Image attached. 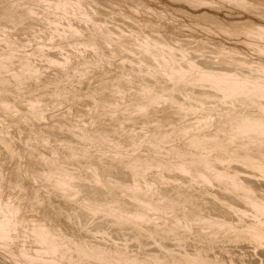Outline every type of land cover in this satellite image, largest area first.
Returning <instances> with one entry per match:
<instances>
[{
	"label": "rangeland",
	"instance_id": "rangeland-1",
	"mask_svg": "<svg viewBox=\"0 0 264 264\" xmlns=\"http://www.w3.org/2000/svg\"><path fill=\"white\" fill-rule=\"evenodd\" d=\"M8 1L11 2V0H0V6L2 4L5 5V2ZM245 1L246 3H241L234 0H87L86 4L84 5L85 9L87 10V14L92 20L85 18V22L84 18H78L76 16L74 17L70 14H67L65 18H61V24L59 23V25H56L55 27L51 22H49V20L54 18V14L49 13V18L43 20L37 17L36 13L40 11L41 7L39 4L32 5L31 18L12 21V23L14 22L15 24L10 23V21L3 18V16L1 17L0 8V25L5 27L0 28L2 29L0 30V61L13 63L12 66L2 68L0 84L3 82L12 86L20 84L19 87H21L20 92L22 94V98H14V95L9 93L3 96L5 101H8L7 104L10 103L8 104L10 112L7 111L8 107L5 105H0V123L3 126L8 123L10 126V128L7 129V132L9 133L0 129V138H13V147L18 151V153H15L14 151H10L8 148L6 149L5 146L7 145L0 141V194L5 200L13 202L18 206L16 212L19 218L24 220L23 222L27 223L29 227L39 222L48 223L49 225L59 229L66 236L75 238L77 241H87L88 243L95 244L96 246L107 248L109 249L108 252L111 254V256H114L118 253L122 257L134 258L136 259L137 264H148L152 260H154V264H175L176 258L178 257H176L177 254L186 259H190V255L195 256L196 252L201 250L199 247L206 248L207 253L211 256L216 254L215 257H218L216 264H225V261L230 260H235L232 264H264V239L262 243L257 244L256 239L259 240L258 242H260L262 239L253 238V234L234 236V233H236L234 229L233 231L232 229H228L226 226L223 228L224 224H231L232 220L234 221L232 224L235 225V223H237L235 226L239 227L246 225V220L247 223L252 222V212H249L251 211L249 207L251 208L252 206L249 202L247 205L250 204V206H247L245 205V202V204H242V199L238 201L239 199L237 198L241 197L235 195L239 194L228 189V187H226L222 181L220 182L219 179H214L215 182L212 180V183H210L209 181L211 180L206 181V176L203 178L204 174L193 177L191 175L192 171L187 172L186 174L185 172L182 173L183 171H178L174 168H170L169 166L163 167L159 164H154L150 167L143 166L138 169V171L132 173L128 167L129 164L135 160V156L138 153L142 155H148L152 150L150 148L148 150L147 146H127L125 141L127 134L130 133V131L131 133H134L136 137H151L154 139V137L156 138L157 135L156 132L153 131V128H160L162 132H166L167 134L161 140V146H158L160 147L159 155L172 164L173 161L177 160L178 158L177 154L173 151L172 146L175 144L184 145L187 141V137L185 138L184 136H181L180 132L177 131L179 127L197 123L198 119H200V116L210 111V113L207 115V119H209L207 121H209V123L204 127L205 129H202L199 131V133L204 134L207 132L208 134H211L217 130L215 124L217 119L221 118L223 114L232 115L231 111L234 108H239L238 111H240V113L244 112V114L254 117L259 115V108L249 102L252 104L250 105L246 100L247 98L236 99L238 101H225L221 98V95H219L220 92H218L216 88L213 89L214 87H208L210 86L208 84H206L205 87V83L203 82H197L195 84V82L193 83L191 81L190 83V80H187L186 83L183 82L185 80H183L182 83L179 82V85L173 88L174 90L171 89L172 92L167 91L169 94V96H166L167 99L165 98L161 100H155L153 98L147 97L148 99L146 100V97H141L144 100L145 108L140 112L142 114L145 112V116H143L141 113L139 114V112H134L132 108V106L135 105L134 103H136L133 97L135 94H140L145 88L152 89L154 93L163 94L166 88L170 90L169 87H173L170 86L173 85L170 82L172 80L170 78H168L170 79L168 80L167 75L163 74L162 71L157 70V72L156 70L152 69L156 64V60L153 59V57L151 58L150 54L143 50L141 51V48H138V43L140 42L139 40L141 37L143 38L146 35H150L151 37L157 38L159 40L163 39L162 41H166V44H169V46L172 48L174 47L173 49L174 53L177 55V59L179 56L178 63H180V66L187 64L186 61L183 62V60L180 59V55L182 54L180 52H183L184 50V52L187 51L186 53H183L188 59L196 62L197 64L203 65V67H208L209 69L237 71L244 75L247 74L245 76L249 77H253L255 72L258 73L259 66L264 65V52H261L264 50V39H262V37L259 38L255 33V27L260 25L264 26V0ZM13 7L17 10L18 14L24 12L20 1L14 2ZM33 10L37 11L33 12ZM213 18L214 21L212 22ZM5 20L8 22L6 23ZM96 20H99V22L103 23L105 22V26H103L104 24L102 23V27H100L103 30L105 28L106 30L109 29L108 31L113 30L111 32L113 34V39L111 42H106V40L101 36L103 30H101V32L97 31V27L95 28L94 25H92V23H95ZM1 22L5 24H2ZM61 25L65 30H62L63 28ZM71 25L73 26V29L69 27ZM58 26L59 31L57 28ZM77 29L78 31H76ZM141 30L143 31L141 32ZM246 30L249 31L247 32ZM4 32L6 34H4ZM250 32H252V34L254 32L256 35H252ZM72 34H75V36ZM134 37H137L136 41ZM72 38L74 39L72 40ZM119 39L121 40L119 41ZM125 47L126 51L124 49ZM180 48L183 50L180 51ZM259 48L263 49L261 50ZM122 49H124V51ZM52 56L54 57L53 59ZM123 58L126 60H123ZM25 59L26 62L29 63L31 67L33 66L35 70L38 67V71H35L36 74L33 78L25 79L26 70L23 71V69L17 67L18 62ZM59 63L66 67L63 68L64 66L62 67ZM148 65L151 66V69ZM118 86L120 87L119 90L117 89ZM55 88H57L59 91L60 99L57 101H51L49 93ZM209 88H211V90H209ZM158 89L161 93H159ZM25 96L26 98L29 97L39 99L40 107L42 109L45 108L48 110L45 111L47 114L43 120L33 124L34 127L40 131L43 130V132L48 134L49 139L47 140V143L39 142L36 146L31 147L27 139V136L29 135V127L31 126L24 124L18 127L17 125L8 122V117L13 121H18L22 117V111H24L22 109L26 105V99H24ZM185 96L188 97L186 98ZM4 98H0V104H4V102H2ZM220 98L223 100V102L220 101ZM190 99L194 101L192 102ZM239 101L241 103H244L245 101V103H248L246 105L247 108H245V104H243V111L241 110L242 104ZM175 102L186 103L188 107L187 111L177 112L174 109ZM187 102H190L191 104ZM231 102L234 103L236 107L233 106ZM199 104H204L203 106L200 105L202 106L201 109H199ZM230 104L232 106H230ZM238 104L239 107H237ZM248 105H250V107ZM11 107H13V109ZM114 107L119 109L115 115L104 114V116L95 119L99 109L105 110ZM251 107L253 109H251ZM17 111H20L19 114ZM234 113H236L235 109L233 110V114ZM210 115L214 116L211 117ZM61 122L78 123L84 125L85 127H80V130L74 129V131L69 132L70 135H67L64 128L60 129V127H62L60 126ZM116 124H118L117 128L120 131L112 130ZM101 130L107 131L109 141L119 144V148L114 152V154L108 152V146H100L99 144L95 143L90 144L86 141L83 135H80L84 132H86V134L91 132L98 133ZM60 133H65V135H67L66 140L68 141L67 143L61 145L58 149H53V142L59 138ZM78 138H82L81 141L80 139L78 140ZM244 146L249 147L246 149H250L252 147H250V144H245ZM70 147L78 148L80 152H78L76 155L74 154V156L69 155L67 152ZM184 147L189 153L184 156H191L197 151H202L204 156H207V158H211L212 156V158H216L215 156H217L219 153L211 150L208 147L207 148L209 150L206 148H203V150L201 148L198 149L197 147L196 149L195 147ZM116 153H118V155ZM143 159L144 157L142 156L139 158V160ZM63 160L65 161L63 162ZM85 162H88V164L98 162L104 166H107L108 174L105 176L107 179L113 182L119 181V183H129L136 180L137 177V185L136 187L132 188L134 193H140L141 191L145 190L146 187L150 186L151 192L147 195V198L150 201L147 199L144 201L147 206L142 204V200L139 196H127L129 192L125 191V189H123L121 186L113 183L112 185H107L103 175L92 179L83 177L82 166ZM235 162L228 161L227 163L224 162L225 164L220 162L222 166L220 164L219 166H229L230 170H236V174L240 172L238 177H246L245 179L252 181V184L258 188V190H255V192L264 196V192H261L264 191V178L262 179V176L259 173L253 172L252 174L248 167L246 168L244 164L242 165L243 162ZM114 163L117 164L115 165ZM60 167L66 168L71 172V177L69 180L73 185H75L74 188L78 198H88L94 200V197L98 199L99 194L103 193L100 194L98 200L95 199L96 202L99 201L98 203H100V200L104 199V202L108 201L110 205L113 202L112 206H117L120 208V210L105 211L93 209L90 206V203H86L81 199L66 200L61 193V188L57 191L52 190L49 186L55 178V172L53 170ZM158 167L160 168L158 169ZM130 173L134 175L132 176ZM246 173L252 176L250 177ZM255 174L258 176V178L255 177ZM137 175H140V177ZM259 176H261V178ZM142 177L145 182L143 181ZM144 177H146V180ZM200 177L205 179V181L203 182V179ZM76 183L79 185L77 186ZM179 186H182V188ZM88 187L92 189L89 188V190ZM98 188L99 190H97ZM93 190L99 194H96V192L94 193ZM85 191L87 194L90 192L89 194L91 197L90 195H87ZM233 193H235V195ZM92 194H96V196H98L96 197ZM106 195H108V197ZM120 195L123 196L122 200H116V196ZM101 196H104L106 199L104 197L102 198ZM159 198L161 200L172 199L171 203L176 205V212L181 214L178 217L169 216L172 213V209L167 208L162 214L155 215V217H148V219L146 218L141 220L140 218H136L121 221L123 212L125 213L131 210L143 212ZM173 198L175 199L174 201ZM131 200L133 202H131ZM135 201L136 203H139H137V206L136 203L134 204ZM219 202H222L223 206ZM227 203L228 206L231 203L237 205L239 204L238 208H243L246 211L239 209L242 210V212L239 211L238 214L237 210L236 215L238 216H236L235 212H233L235 211L234 208L233 211L231 210L232 205L228 208L225 206L226 209L224 208V205ZM132 204H134L136 207ZM235 206L236 205H233V207ZM192 210L196 213H194ZM243 211L245 214H241ZM108 215L110 216L107 217ZM240 215H243L241 216L242 219L241 217L239 218ZM191 216L201 217L208 220H215V218L216 220L218 219V225L215 227L216 233L214 235L212 234L211 237L209 235L210 231L208 228L194 227V229L186 231L185 234H179L178 237L176 236L178 239L176 237L173 238L175 236L174 235L173 237H170L171 239L173 238L172 240L169 237H167L169 239L166 241L164 240L166 238V234L176 232L178 228L182 226L181 224H183L184 220L190 219ZM107 218L109 219L108 222ZM220 218L223 220L225 218L224 223H221ZM238 218L240 219V224H238ZM154 219L158 220V222H155ZM178 220H181V224L178 222ZM243 220H245L244 225L242 224ZM227 222L230 223L227 224ZM28 226L25 228V230H29ZM219 231L220 233H218ZM143 232L145 233L143 234ZM150 233L152 235H150ZM21 242H24L27 247L34 248L35 243H33L31 240V236H19L12 241L10 245L11 247L7 248L0 246V264H53L49 262L29 263L23 258L15 257L9 251H7L8 249L16 247V244H20ZM210 242H212V246L209 244V248H207L206 245ZM177 243L179 246L176 245ZM180 247H182V250ZM162 253L166 254L168 259L166 258L162 260L160 258L159 261H157L155 257L162 255ZM151 257L155 259H152ZM66 264L70 263L66 262ZM209 264H212V261L209 262Z\"/></svg>",
	"mask_w": 264,
	"mask_h": 264
},
{
	"label": "bare ground",
	"instance_id": "bare-ground-1",
	"mask_svg": "<svg viewBox=\"0 0 264 264\" xmlns=\"http://www.w3.org/2000/svg\"><path fill=\"white\" fill-rule=\"evenodd\" d=\"M20 1V4L24 10L23 13L18 14L17 10L13 7V3ZM234 1H238L241 3H246L245 0H234ZM87 0H11L8 2H5V5L2 4L0 6L1 8V17L3 16V18H5L6 20L10 21V23H12V21L15 20H25V19H29L32 17V5L34 4H39L40 7V11H38L36 13L37 17L40 19H48L49 15L52 13L54 14V18H52L51 20H49V22H51L54 27L56 25H59V23L61 24L62 19L61 18H65L67 14H70L72 16H76V17H80V18H86V19H90V16L87 14V10L85 9V5ZM38 5V6H39ZM88 5V4H87ZM37 6V5H36ZM89 6V5H88ZM20 7V6H18ZM99 7V6H98ZM35 8V6H34ZM38 8V7H37ZM36 9V8H35ZM106 10V9H105ZM37 11V10H36ZM35 10H33V12H36ZM94 12V11H93ZM50 13V14H49ZM89 13V12H88ZM95 13V12H94ZM35 14V13H34ZM53 17V16H52ZM93 17V16H92ZM203 17V16H202ZM209 17V16H208ZM214 17V16H213ZM218 17V16H217ZM99 18V17H98ZM102 18V17H100ZM108 18V17H107ZM211 18V17H210ZM209 18V19H210ZM83 19V20H84ZM85 19V22H86ZM103 19V18H102ZM106 19V18H105ZM104 19V20H105ZM5 20V21H6ZM87 20V21H88ZM107 20V19H106ZM110 20V19H109ZM130 20V19H129ZM218 20V19H217ZM6 21V23L8 22ZM119 21V20H118ZM208 21V20H207ZM214 21V18L212 20V22ZM216 21V19H215ZM222 21V20H221ZM42 22V21H41ZM48 22V21H47ZM67 22V20H66ZM72 22V21H71ZM91 22V21H90ZM99 20L95 21V23H92V25H94V27H97V31L103 30L102 28V23L103 22H99ZM112 22V21H111ZM135 22V21H133ZM218 22V21H217ZM2 23V22H1ZM29 23V22H28ZM70 23V22H69ZM105 23V22H104ZM103 23V24H104ZM109 23V22H108ZM129 23V22H128ZM229 23V22H227ZM5 24V23H2ZM12 24H15L14 22ZM33 24V23H32ZM75 24V23H74ZM73 24V25H74ZM110 24V23H109ZM114 24V23H112ZM111 24V25H112ZM137 24V23H135ZM68 25V24H67ZM91 25V24H90ZM258 25V24H256ZM15 26V25H14ZM62 26V25H61ZM105 26V24L103 25ZM115 26V25H114ZM249 26V25H248ZM68 27V26H67ZM73 29V26H69ZM88 27V26H87ZM107 27V26H106ZM112 27V26H111ZM118 27V26H117ZM124 27V26H123ZM222 27V26H221ZM0 28H5L3 27V25H0ZM43 28V27H42ZM58 31H59V26L57 27ZM56 28V30H57ZM63 28V26H62ZM94 28V30H95ZM99 28V29H98ZM110 28V27H108ZM140 28V27H139ZM254 28V27H253ZM256 31L255 33L258 35L259 38L262 37V39H264V26H257L255 27ZM11 29V28H10ZM38 29V28H37ZM76 29V27H75ZM74 29V30H75ZM80 29V28H79ZM83 29V28H82ZM87 29V28H86ZM90 29V28H88ZM92 29V27H91ZM117 29V28H116ZM145 29V28H144ZM2 30V29H0ZM9 30V29H8ZM55 30V31H56ZM62 30H65L64 28ZM85 30V29H84ZM109 29L106 30V28L102 31L101 36L106 40V42H111L112 41V36L113 34L111 33L112 31H108ZM125 30V29H124ZM134 30V29H133ZM255 30V29H253ZM5 31V29H4ZM52 31V30H51ZM78 31V29L76 30ZM130 31V30H129ZM132 31V30H131ZM143 30H141L142 32ZM247 31V30H246ZM249 31V30H248ZM247 31V32H248ZM40 32V31H39ZM54 32V31H52ZM57 32V31H56ZM75 32V31H74ZM81 32V31H80ZM89 32V31H88ZM140 32V31H138ZM210 32V31H209ZM24 33V32H23ZM42 33V32H41ZM76 33V32H75ZM92 33V31H91ZM97 33V32H96ZM252 34V32H250ZM4 34H6L4 32ZM28 34V33H27ZM59 34V33H57ZM68 34V33H67ZM79 34V33H78ZM84 34V33H83ZM118 34V33H117ZM122 34V33H121ZM131 34V33H130ZM138 34V33H137ZM160 34V33H159ZM253 34L252 35H256ZM3 35V34H2ZM26 35V34H25ZM65 35V34H64ZM63 35V36H64ZM75 36V34H72ZM81 35V34H79ZM85 35V34H84ZM91 35V34H90ZM95 35V34H94ZM128 35V34H127ZM154 35V34H153ZM162 35V34H161ZM251 35V36H252ZM62 36V37H63ZM69 36V35H68ZM92 36V35H91ZM96 36V35H95ZM126 36V35H124ZM134 36V35H133ZM144 36V35H143ZM248 36V35H247ZM3 37V36H2ZM61 37V38H62ZM72 37V36H71ZM132 37V36H130ZM140 37V36H139ZM138 37V38H139ZM173 37V36H172ZM257 37V36H256ZM5 38V37H4ZM88 38V37H87ZM120 38V37H119ZM135 38V37H134ZM137 38V37H136ZM135 38V41H136ZM74 38H72L73 40ZM95 39V38H94ZM9 40V39H8ZM37 40V39H36ZM53 40V39H52ZM60 40V39H59ZM92 40V39H91ZM104 40V41H105ZM121 39H119L120 41ZM163 40V39H162ZM159 40L157 38L151 37L150 35H146L143 38L141 37V39L139 40L140 42L138 43L139 46L138 48H141V51H145L146 53L151 55V58L153 57V59L156 60V64L155 66H153L152 69L154 70H158V71H162L163 74L167 75L165 77L170 78L172 81L170 85L172 88L169 87L170 90H168L166 88V92L164 91L163 94H157L154 93L152 91V89L150 88H145L140 94H135V96L133 97V99L136 101V103H134L135 105L132 106L133 111L134 112H139V114L141 113L140 111L143 109L144 110V100L141 97H146V100L150 97L153 98L155 100H161V99H165L166 96H169L168 92H172L171 89L177 87L179 85V82L182 83L183 81L184 83H186L187 80H190L195 84L197 82H203L205 83L204 86L206 84L210 85L208 87H211L213 89L216 88V90H218V92H220L219 95H221V98L225 101H235L236 99H240V98H247V102L252 103L253 105H256L259 108V115L257 117L251 116V115H247L243 113H240V111H238L239 108H234L236 113L233 114V110L232 115H227V114H223V116L219 119H217V121L215 122L217 130L214 133L208 134L207 132L204 134L199 133V131H201L202 129H205L204 127L209 123V119H207V115L210 113V111L206 112L205 114H203L202 116H200V119H198L197 123L194 124H190V125H184L178 128V132H180L181 136H184L185 138L187 137V141L186 143L183 144H175L174 146H172L173 151L177 154L178 158L177 160L173 161V163L171 164L170 162L166 161L165 159H163L160 155H159V149L161 146V140L165 137V135L167 134L166 132H162V130L160 128H153V131L156 132V138L154 137V139H152L151 137L149 138H141V137H136L134 133H128L127 137H126V145L127 146H147L148 150L149 148L152 150L150 151L151 153L148 155H142L140 153H138L135 156V160L133 162H131V164H129V169L132 173H134L135 171H138V169H140L141 167L145 166V167H150L151 165L154 164H159L163 167H167L169 166L170 168H174L176 170H180L183 171L182 173H186L192 171V176L196 177V176H200V174H204L203 178L206 176V181H209L210 183H212V180L214 179H219L220 182L222 181L224 183V185L226 187H228V189L232 190L235 193H238L239 195H235V193H233L235 196H240L241 198H237L239 199L238 201L243 202L242 204L247 205L248 202L251 204V208L249 207V209H251L252 212V222L247 223L246 220V225H244L245 220H243L242 224L244 226L239 227V226H235L237 223H235V225L232 224V222H234L232 220L231 224H228L230 222H227L228 225H223V228L226 226L228 229H234L236 233H234V236H243V235H247V234H253V238H259L262 239L260 240V242H258L259 240H257V244L262 243L263 239H264V196H262V194H257L255 192V190H258V188H256L253 184L252 181L245 179V178H239L238 176L240 175L238 172L236 174V170H230L229 166L228 167H221L222 164L224 162H228V161H233V162H243L242 165L244 164L246 166V168L248 167V169L252 172H256L259 173L262 176V179L264 178V65L259 66L258 68V73L255 72L253 77H249V76H245L247 74H242L240 72L237 71H227V70H213V69H209L208 67H203V65L197 64L196 62L190 60L187 58V56L184 54L186 52H184L183 49H179L180 51L183 50V52L180 55V59L184 61H186V65L180 66L178 63L179 62V56L177 59V55L174 53V47L172 48L171 46H169V44H166V41H162ZM49 41V40H47ZM51 41V40H50ZM58 41V40H57ZM76 41V40H75ZM125 41V40H124ZM204 41V40H203ZM7 42V41H6ZM35 42V41H34ZM97 42V41H96ZM101 42V41H100ZM105 42V43H106ZM128 42V41H127ZM95 43V42H94ZM99 43V42H98ZM97 43V44H98ZM104 43V42H103ZM117 43V42H116ZM115 43V44H116ZM245 43V42H244ZM5 44V43H4ZM101 44V43H100ZM251 44V43H250ZM83 45V44H82ZM96 45V44H95ZM81 46V45H80ZM87 46V45H86ZM106 46V45H104ZM174 46V45H173ZM222 46V45H221ZM4 47V46H3ZM16 47V46H15ZM44 47V46H43ZM95 47V46H94ZM97 47V46H96ZM176 47V46H175ZM47 48V47H46ZM63 48V47H62ZM68 48V47H67ZM84 48V47H83ZM132 48V46H131ZM111 49V48H110ZM113 49V48H112ZM126 51V47L124 48ZM124 49H122L124 51ZM225 49V48H224ZM261 49V48H259ZM263 49V48H262ZM261 49V50H262ZM68 50V49H67ZM116 50V49H115ZM136 50V49H135ZM228 50V49H227ZM65 51V50H64ZM117 51V50H116ZM121 51V50H120ZM129 51V50H128ZM66 52V51H65ZM113 52V50H112ZM130 52V51H129ZM140 52V51H139ZM138 52V53H139ZM143 52V53H145ZM261 52H264V50H262ZM145 53V54H146ZM179 53V52H178ZM223 53V52H222ZM6 54V53H5ZM53 54V53H52ZM108 54V53H107ZM146 54V55H148ZM113 55V54H112ZM117 55V54H116ZM129 55V54H128ZM131 55V54H130ZM135 55V54H134ZM143 55V54H142ZM193 55V54H192ZM8 56V55H7ZM36 56V55H35ZM106 56V55H105ZM139 56V55H138ZM145 56V55H144ZM186 56V57H185ZM47 57V56H46ZM50 57V56H49ZM81 57V56H80ZM127 57V56H126ZM137 57V55H136ZM189 57V56H188ZM54 57L52 56V59ZM128 58V57H127ZM131 58V57H129ZM135 58V57H134ZM144 58V57H143ZM56 59V58H55ZM125 58H123L124 60ZM5 60V59H4ZM8 60V59H7ZM38 60V59H37ZM69 60V59H68ZM126 60V59H125ZM149 60V59H148ZM152 60V59H151ZM196 60V59H195ZM200 60V59H199ZM61 61V59H60ZM58 61V62H60ZM102 61V60H101ZM139 61V60H138ZM142 61V60H141ZM145 61V60H144ZM54 62V61H53ZM57 62V63H58ZM103 62V61H102ZM109 62V61H108ZM131 62V61H130ZM63 63V62H62ZM85 63V62H83ZM150 63V62H149ZM148 63V64H149ZM182 63V62H181ZM212 63V62H211ZM49 64V63H48ZM61 65V63H59ZM145 64V63H144ZM154 64V62H153ZM183 64V63H182ZM207 64V63H206ZM259 64V63H258ZM13 63L12 62H7V61H0V76H1V72H2V68H6L7 66H12ZM18 68L26 70V77L27 78H33L34 75L36 74V70L38 71V67L36 68V70L33 68V66L31 67L29 65V63L26 62L25 60L19 61L17 64ZM32 65V64H31ZM36 65V64H35ZM103 65V64H102ZM109 65V64H108ZM107 65V66H108ZM136 65V64H135ZM39 66V65H38ZM62 67L64 65H61ZM60 66V67H61ZM149 66V65H148ZM66 66H64L63 68H65ZM151 69V66H149ZM148 67V68H149ZM131 68V67H130ZM236 68V67H235ZM234 68V69H235ZM252 68V67H251ZM257 68V67H256ZM19 69V70H20ZM139 69V68H138ZM137 69V70H138ZM226 69V68H225ZM232 69V68H231ZM18 70V69H17ZM62 70V68H61ZM134 70V69H133ZM153 70V71H154ZM243 70V69H241ZM140 71V70H139ZM148 71V69H147ZM150 71V70H149ZM157 71V72H158ZM239 71V70H238ZM134 72V71H133ZM251 72V71H250ZM38 73V72H37ZM153 73V72H152ZM161 73V74H162ZM140 74V73H139ZM162 74V75H163ZM147 76V75H146ZM152 76V75H151ZM9 77V76H8ZM19 77V76H18ZM154 79V78H153ZM168 79V80H170ZM144 80V79H143ZM130 82V81H129ZM140 82V81H139ZM189 82V81H188ZM187 82V83H188ZM202 84V83H201ZM20 84L17 85H8L7 83H1L0 84V96L2 98H4L3 96H5V94L9 93V94H13L14 98H22V94H21V87H19ZM142 85V84H141ZM161 85V84H160ZM191 85V84H190ZM200 85V84H199ZM203 85V84H202ZM154 86V85H153ZM198 86V85H197ZM194 87V86H193ZM206 87V86H205ZM136 88V86H135ZM204 88V87H203ZM211 88H209V90H211ZM70 89V88H69ZM117 89L119 90L120 87L118 86ZM212 89V90H213ZM157 90V89H156ZM159 90V89H158ZM174 90V89H173ZM162 91V90H161ZM157 92V91H155ZM196 92V91H195ZM217 92V91H216ZM159 93L160 90H159ZM180 93V92H179ZM199 93V92H198ZM49 97L51 101H57L60 99V95H59V91L57 88L52 89L49 93ZM172 94V93H171ZM177 94V93H176ZM215 94V93H214ZM182 95V94H181ZM180 95V96H181ZM0 97V98H1ZM148 97V98H147ZM186 97V96H185ZM188 97V96H187ZM186 97V98H187ZM9 98V97H7ZM220 98V101L223 102V100ZM26 102H25V106L22 110L23 115L22 117L18 120V121H13L8 117V122L12 123L14 125L22 126L24 124L26 125H30L31 127H29V135L27 136V139L29 141V145L31 147L36 146L39 142H45L47 143V140L49 139V136L46 132L40 131L39 129H37L36 127L33 126V124L35 122H38L40 120H43L47 114L48 111L45 108L42 109L39 105L40 100L36 99V98H29L25 96ZM167 99V98H166ZM219 99V98H218ZM2 100V99H1ZM124 100V99H123ZM175 100V99H174ZM192 101V99H190ZM243 100V99H242ZM113 101V100H112ZM178 101V100H176ZM181 101V100H180ZM190 101V102H191ZM194 101V100H193ZM192 101V102H193ZM196 101V100H195ZM201 101V100H200ZM199 101V102H200ZM219 101V102H220ZM224 101V103H225ZM238 101V100H236ZM241 101V100H240ZM239 101V102H240ZM2 102H4V104H0L1 106L5 105L6 107H8V103L7 104V100L5 101V98L2 100ZM12 102V101H11ZM156 102V101H154ZM190 102H187L189 104H191ZM242 102V101H241ZM240 102V103H241ZM244 102V101H243ZM246 102V101H245ZM241 103L242 105L245 104V108L246 105L248 103ZM1 103V101H0ZM204 103V102H203ZM228 103V102H227ZM226 103V104H227ZM232 103V102H231ZM249 103V104H250ZM22 104V103H21ZM194 104V103H193ZM237 104V102H236ZM250 104V105H252ZM12 105V104H11ZM196 105V104H195ZM200 105H204V104H199ZM223 105V104H222ZM233 106L236 107V105L234 103H232ZM230 104V106H232ZM241 105V110L243 111L242 107H244V105ZM250 105H248L250 107ZM0 106V107H1ZM199 107V109H201V107ZM21 107V106H18ZM23 107V106H22ZM49 107V106H48ZM47 107V108H48ZM191 107V106H190ZM213 107V106H212ZM239 107V104L238 106ZM13 109V107H11ZM187 104L184 102H175L174 103V109L177 112H186L187 111ZM194 108V107H193ZM226 108V107H225ZM231 108V107H230ZM11 109V110H12ZM21 109V108H20ZM229 109V108H228ZM227 109V110H228ZM237 109V110H236ZM251 109H253L251 107ZM250 109V110H251ZM16 110V108H15ZM142 110V111H143ZM197 110V108H196ZM203 110V109H202ZM205 110V109H204ZM226 110V111H227ZM258 110V109H257ZM256 110V111H257ZM7 111H9V107L7 108ZM119 109L118 108H108L105 110H101L99 109L97 111V114L95 116V119L104 116V114H116V112H118ZM198 111V110H197ZM229 111V110H228ZM255 111V113H256ZM18 112V111H17ZM16 112V113H17ZM20 112V111H19ZM18 112V114H19ZM203 112V111H202ZM246 112V111H245ZM226 113V112H225ZM14 114V113H13ZM142 114V113H141ZM252 114V113H251ZM21 115V114H20ZM143 116H145V112L142 114ZM219 115V114H218ZM211 116V115H210ZM214 116V115H212ZM211 116V117H212ZM256 116V115H255ZM1 118V117H0ZM3 118V117H2ZM94 119V120H95ZM212 119V118H211ZM3 120V119H2ZM45 121V120H44ZM215 121V120H214ZM119 122V121H118ZM6 123V122H5ZM31 123V124H30ZM120 123V122H119ZM118 123V124H119ZM1 124V123H0ZM118 124H116V126H114L112 128V130H116V131H120L117 127ZM121 124V123H120ZM213 124V122H212ZM13 125V126H14ZM25 125V126H26ZM8 123L5 124V126H3L2 124L0 125V129L4 130L5 132H7V129L10 128V126L8 127ZM24 126V127H25ZM60 129L64 128L65 132L67 133V135H70L69 132L74 131V129H79L80 127H85L82 124H78V123H66V122H61L60 123ZM8 127V128H7ZM17 127V128H18ZM20 129V128H19ZM21 130V129H20ZM80 130V129H79ZM18 131V130H17ZM23 131V130H22ZM47 131V130H46ZM54 131V130H53ZM51 131V132H53ZM48 132V131H47ZM80 132V131H78ZM77 132V133H78ZM9 133V132H7ZM58 133V132H57ZM75 133V132H74ZM81 133V132H80ZM78 133V134H80ZM19 134V133H18ZM59 134V133H58ZM57 134V136H58ZM7 135V134H6ZM9 135V134H8ZM20 135V134H19ZM65 133H60L59 138H57L56 140H54L53 142V149H58L61 145H63L64 143H67L68 140H66V136ZM76 135V134H74ZM83 135L86 139L87 142L91 143H95V144H99L100 146H108V152L111 154H114V152L119 148V144L118 143H112L111 141L108 140V134L107 131L105 130H101L98 133H94L91 132L89 134H86V132H84ZM72 136V135H71ZM82 136V138H83ZM110 136V135H109ZM19 137V136H18ZM21 137V136H20ZM73 137V136H72ZM75 137V136H74ZM81 138V139H82ZM151 138V139H150ZM4 144H6L7 146H5V148L9 149L10 151H14L15 153H18V151L16 149H14L13 147V143H12V139L7 137V138H0ZM72 139V138H71ZM80 138H78L79 140ZM80 139V141H81ZM70 140V139H69ZM74 140V139H72ZM72 142V141H71ZM70 142V143H71ZM76 143V140H75ZM78 143V141H77ZM245 144H250V149H246L249 147H245ZM67 146V145H66ZM78 146V145H77ZM187 146L189 147H196L199 149H207L210 148L211 150H214L215 152H219L217 154V156H215L216 158H207V156H204V154L202 153V151H197L195 152L193 155L191 156H184L186 154H189L187 149L184 147ZM208 147V148H207ZM128 148V147H127ZM4 149V148H3ZM203 149V150H204ZM78 152H80V150L78 148L75 147H70L68 150V154L74 156V154H78ZM107 152V153H108ZM173 152V153H174ZM205 152V151H204ZM210 152V151H209ZM88 153V152H87ZM164 153V152H163ZM118 155V153H116ZM11 155V154H10ZM120 155V154H119ZM124 155V154H123ZM122 155V156H123ZM58 156V155H57ZM144 157L143 160H139L140 157ZM8 157V156H7ZM67 157V156H66ZM48 159V158H47ZM60 160V159H59ZM65 160H63L64 162ZM97 161V160H96ZM104 161V160H103ZM235 162V163H236ZM72 164V163H71ZM115 164V163H114ZM117 164V163H116ZM115 164V165H116ZM168 164V165H167ZM219 164L221 166H219ZM225 164V163H224ZM230 164V163H229ZM64 165V164H63ZM73 165V164H72ZM113 165V164H112ZM232 165V163H231ZM60 166V165H59ZM114 166V165H113ZM19 167V166H17ZM74 167V166H73ZM115 167V166H114ZM157 167V166H156ZM71 168V167H70ZM160 167H158L159 169ZM82 175L83 177L87 178V179H92V178H96V177H100V175L104 176L105 178V183L107 185H112L116 184L121 186L123 189H125V191H128L129 194H127V196H131V197H137L139 196L140 199L142 200V204H145L144 201L147 199L148 201H150L147 198L148 193L151 192V187L148 186L146 187L145 190L141 191L140 193H134L132 190L133 187H136L137 185V177L136 180L131 181L129 183H119V181H110L109 179L106 178L107 174H108V169L107 166H104L98 162H94L92 164H88V162H85L82 166ZM117 169V168H116ZM123 169V168H122ZM125 169V167H124ZM143 169V168H142ZM148 169V168H147ZM232 169V168H231ZM144 170V169H143ZM141 170V171H143ZM55 172V178L53 180V182L51 183V185L49 186L52 190H58L61 188V193L64 196V198L66 200H76V199H81L83 201H85L86 203H90V206L93 209H100V210H105V211H113V210H117L119 211L120 208L117 206H112V203L110 205V203L104 202L105 200L101 199L100 203H98L99 201L96 202L94 197L93 199H88V198H78L75 188L69 178L71 177L70 175V171L67 170L66 168H56L55 170H53ZM115 171V170H114ZM120 171V170H119ZM125 171V170H124ZM146 171V170H145ZM113 172V171H112ZM123 172V171H122ZM194 172V173H193ZM126 173V172H125ZM132 173H130L132 175ZM144 173V172H143ZM146 173V172H145ZM159 173V172H158ZM244 173V172H243ZM242 173V174H243ZM129 174V175H130ZM164 174V173H163ZM248 174V173H246ZM106 175V176H105ZM115 175V174H114ZM117 175V174H116ZM122 175V173H121ZM134 175V174H133ZM132 175V176H133ZM174 175V174H173ZM177 175V174H176ZM183 175V174H182ZM189 175V173H188ZM245 175V174H243ZM249 175V174H248ZM256 175V174H255ZM47 176V175H46ZM49 176V175H48ZM136 176V175H135ZM134 176V177H135ZM140 177V175H137ZM250 176V175H249ZM252 176V175H251ZM250 176V177H251ZM261 176H259L261 178ZM73 177V176H72ZM116 177V176H115ZM183 177V176H182ZM192 177V178H193ZM255 177L258 178V176L256 175ZM46 178V177H45ZM113 178V177H112ZM119 178V177H118ZM133 178V177H132ZM131 178V180H132ZM146 180V177H144ZM185 178V177H184ZM190 178V177H189ZM202 178V177H200ZM199 178V179H200ZM202 178V179H203ZM256 178V179H257ZM121 179V178H120ZM134 179V178H133ZM143 179V177H142ZM141 179V180H142ZM153 179V178H152ZM164 179V178H163ZM119 180V179H117ZM122 180V179H121ZM130 180V179H129ZM171 180V179H170ZM194 180V178H193ZM255 180V178H254ZM99 181V180H98ZM144 181V179H143ZM148 181V180H147ZM205 181V179H203V182ZM74 182V181H73ZM85 182V181H84ZM83 182V183H84ZM89 182V181H88ZM87 182V183H88ZM101 182V181H100ZM140 182V181H139ZM145 182V181H144ZM159 182V181H158ZM184 182V181H183ZM215 182V180H214ZM217 182V180H216ZM219 182V181H218ZM79 183V182H77ZM76 183V185H77ZM82 183V182H81ZM86 183V182H85ZM90 183V182H89ZM148 183V182H147ZM155 183V182H154ZM75 184V183H74ZM94 184V183H93ZM149 184V183H148ZM147 184V185H148ZM222 184V183H221ZM79 185V184H78ZM77 185V186H78ZM81 185V184H80ZM83 185V184H82ZM102 185V184H100ZM155 185V184H154ZM256 185V183H255ZM103 186V185H102ZM139 186V185H138ZM146 186V183H145ZM157 186V185H156ZM166 186V185H165ZM171 186V185H170ZM219 186V185H217ZM224 186V188H225ZM259 186V185H258ZM84 187V186H83ZM92 187V186H90ZM88 187V189L90 188ZM99 187V186H98ZM182 188V186H179ZM95 188V186H94ZM93 188V189H94ZM97 188V187H96ZM101 188V187H100ZM164 188V187H163ZM195 188V187H194ZM220 188V187H219ZM223 188V187H222ZM256 188V189H255ZM78 189V188H77ZM76 189V190H77ZM86 189V187H85ZM87 189V190H88ZM92 189V188H90ZM89 189V190H90ZM135 189V188H134ZM161 189V188H160ZM169 189V188H168ZM178 189V187H177ZM227 189V188H226ZM225 189V190H226ZM264 189V188H263ZM86 190V191H87ZM99 190V188L97 189ZM106 190V189H105ZM180 190V188H179ZM183 190V189H182ZM187 190V189H186ZM203 190V189H202ZM219 190V189H218ZM228 190V191H230ZM79 191V190H78ZM85 191V193H86ZM94 191V190H93ZM108 191V190H106ZM104 191V192H106ZM135 191V190H134ZM177 191V190H176ZM188 191V190H187ZM96 191H94L95 193ZM101 192V191H98ZM103 192V191H102ZM198 192V191H197ZM262 193L264 191H261ZM90 193V192H89ZM87 195H90V194ZM93 193V192H92ZM191 193V192H190ZM82 194V193H80ZM96 194H99L96 192ZM96 194H92L93 196H96ZM103 194V193H100ZM99 194V196H100ZM123 194V193H122ZM170 194V193H169ZM177 194V193H176ZM181 194V193H180ZM186 194V193H185ZM203 194V193H201ZM231 194V193H230ZM86 195V196H87ZM212 195V194H211ZM232 195V194H231ZM92 196V197H93ZM98 196V195H97ZM96 196V197H97ZM98 196V199H99ZM108 197V195H106ZM167 196V195H166ZM171 196V195H170ZM187 196V195H186ZM234 196V197H235ZM89 197V196H88ZM91 197V195H90ZM89 197V198H90ZM102 197V196H101ZM104 197V196H103ZM102 197V198H103ZM113 197V196H112ZM122 195L120 196H116V200L121 201L122 200ZM174 197V196H172ZM190 197V196H189ZM209 197V196H208ZM214 197V196H213ZM105 198V197H104ZM128 198V197H126ZM171 198V197H170ZM176 198V197H175ZM181 198V197H180ZM218 198V197H217ZM97 199V200H98ZM106 199V198H105ZM115 199V198H114ZM130 199V198H129ZM135 199V198H134ZM178 199V198H176ZM187 199V198H186ZM193 199V198H192ZM235 199V198H233ZM109 200V199H108ZM125 200V199H124ZM123 200V201H124ZM137 200V199H136ZM175 199L173 198V201ZM188 200V199H187ZM190 200V199H189ZM219 200V199H218ZM217 200V202H218ZM244 200V201H243ZM127 201V200H126ZM130 201V200H129ZM182 201V200H181ZM186 201V200H185ZM184 201V202H185ZM221 201V200H220ZM226 201V200H225ZM131 202H133L131 200ZM129 202V203H131ZM140 202V204H141ZM172 199H157L153 204L150 205V207L146 208V210H142L143 212H139L137 210H131L129 212H123V217L121 219V221L124 220H130V219H136V218H140L142 219H148V217H155V215H160L163 213L164 210H166L167 208L172 209V213L169 216L172 217H178L181 213L176 212V205L174 203H171ZM176 202V201H175ZM189 202V201H188ZM209 202V201H208ZM223 202V201H222ZM222 204L223 206V203ZM236 202V201H234ZM245 202V203H244ZM85 203V204H86ZM127 203V202H124ZM136 203V201L134 202V204ZM138 203V202H137ZM136 203V206H137ZM147 203V202H146ZM229 203V202H228ZM228 203L225 206H227V208L232 205V211L233 208L235 211V215H236V211L238 210V214L239 211L242 212V210L239 209H243V208H238L239 204H229ZM237 203V202H236ZM239 203V202H238ZM132 204V205H134ZM139 204V203H138ZM193 204V203H192ZM206 204V203H204ZM241 204V203H240ZM247 205V206H250ZM81 205V204H80ZM146 205V204H145ZM233 205H236L235 207H233ZM87 206V205H86ZM135 206V205H134ZM135 206V207H136ZM141 206V205H140ZM139 206V207H140ZM147 206V205H146ZM149 206V203H148ZM213 206V205H212ZM244 206V205H243ZM246 206V207H247ZM142 207V206H141ZM196 207V206H195ZM199 207V206H198ZM206 207V206H205ZM210 207V206H209ZM238 209H237V208ZM245 207V208H246ZM18 206L13 203L10 202L8 200H5L3 198V196L0 194V246H4V247H11V243L14 239L18 238L19 236H31V240L33 241V243H35L34 248H30L27 247L24 242H21L20 244H16V247L12 248V249H8L7 251H9L12 255H14L15 257H21L23 258L25 261L29 262V263H34V262H49V263H53V264H66V262L70 263V264H137L136 259L134 258H127V257H122L120 254H115L114 256H111V254L108 252L109 249L104 248V247H99L96 246L95 244L92 243H88L87 241H77L75 238H71L69 236H66L65 234H63L59 229L55 228L54 226L49 225L48 223L45 222H39L36 224L31 225L30 227L28 226L27 223H24L22 219L19 218L16 210H17ZM60 208V207H59ZM58 208V209H59ZM91 208V209H92ZM143 208V207H142ZM145 208V207H144ZM193 208V207H192ZM90 209V208H89ZM169 209V210H170ZM222 209V208H221ZM226 209V208H225ZM248 209V210H249ZM96 210V211H98ZM210 210V209H208ZM223 210V209H222ZM244 211H246L245 209H243ZM90 211V210H89ZM193 211V210H192ZM201 211V210H200ZM199 211V212H200ZM230 211V210H227ZM243 211V213L241 214H245ZM72 212V211H71ZM70 212V213H71ZM95 212V210H94ZM103 212V211H102ZM194 212V211H193ZM91 213V212H90ZM106 213V212H105ZM122 213V212H121ZM196 213V212H194ZM201 213V212H200ZM204 213V212H203ZM206 213V212H205ZM230 213V212H229ZM110 214V213H108ZM113 214V213H112ZM116 214V213H115ZM183 214V212H182ZM214 214V213H213ZM251 214V213H250ZM94 215V214H93ZM96 215V214H95ZM204 215V214H203ZM248 215V214H247ZM110 215H108L107 217H109ZM168 216V217H169ZM201 216V215H200ZM205 216V215H204ZM238 216V215H236ZM235 216V217H236ZM243 216L240 215L239 218ZM245 216V215H244ZM210 217V215H209ZM212 217V216H211ZM218 217V216H217ZM250 217V216H249ZM248 217V218H249ZM208 218V217H207ZM214 218V217H213ZM238 218V219H239ZM112 219V218H111ZM115 219V218H114ZM150 219V218H149ZM176 219V218H175ZM242 219V217H241ZM244 219V218H243ZM80 220V219H79ZM108 218H107V222H108ZM118 220V219H117ZM116 220V222H117ZM155 220V219H154ZM221 223H224V220L222 218H220ZM223 220V222H222ZM237 220V219H236ZM104 222V220H103ZM106 222V223H107ZM155 222H158V220H155ZM178 222L181 224V220H178ZM249 222V220H248ZM95 223V222H94ZM218 223V219L216 220H208L205 218H201V217H195V216H191L190 219L188 220H184L183 224H181L182 226L180 228H178V230L176 232L173 233H168L165 235V241L167 239H169L170 237H174L176 236L178 237L179 234H185L186 231H190L191 229H194V227H202V228H208L209 229V235L212 237V234L214 235L216 233L215 231V227H217ZM240 219H239V223L240 224ZM102 225V224H101ZM119 225V224H118ZM128 225V224H126ZM29 227V230H25L26 227ZM132 226V225H131ZM222 226V225H221ZM221 226H219L220 228H222ZM122 227V226H121ZM125 227V226H124ZM129 227V226H128ZM119 228V227H118ZM134 228V227H133ZM107 229V228H106ZM122 229V228H121ZM120 229V230H121ZM146 229V228H145ZM163 229V228H162ZM140 230V229H139ZM166 230V229H165ZM233 230V231H234ZM141 231V230H140ZM203 231V230H202ZM205 231V230H204ZM137 232V230H136ZM145 232H143L144 234ZM220 233V231L218 232ZM100 234V233H99ZM141 234V233H140ZM150 235H152L150 233ZM222 235V234H221ZM257 235V236H255ZM153 237V236H152ZM169 237V238H167ZM176 237V238H177ZM252 237V236H251ZM250 237V238H251ZM172 238V239H173ZM210 238V237H209ZM221 238V237H220ZM171 239V238H170ZM171 239V240H172ZM178 239V238H177ZM239 239V238H238ZM114 240V239H113ZM245 240V239H244ZM252 240V239H251ZM159 241V240H157ZM163 241V240H162ZM180 241V240H179ZM255 241V240H253ZM175 242V241H174ZM235 242V241H234ZM237 242V241H236ZM249 242V241H248ZM160 243V242H159ZM179 243V242H178ZM178 243L176 245H178ZM212 242L207 243L206 247L209 248V244L211 245ZM240 243V241H239ZM255 243V244H256ZM120 244V243H119ZM158 244V243H157ZM182 244V243H181ZM250 244V243H249ZM126 245V244H125ZM201 245V244H200ZM205 245V244H204ZM203 245V246H204ZM239 245V244H238ZM144 246V245H143ZM158 246V245H156ZM179 246V245H178ZM212 246V245H211ZM214 246V245H213ZM229 246V245H228ZM122 247V246H121ZM185 247V246H184ZM240 247V245H239ZM254 247V246H253ZM263 247V246H262ZM182 247H180L181 249ZM195 248V247H194ZM198 248V246H197ZM196 248V249H197ZM201 248V250H199V252H194L195 256H191L190 254V259H186L182 256H179V254L176 255V262L175 264H209V262L212 261V264H216V262L218 261V257L215 255L211 256L207 253L206 248L203 247H199ZM256 248V247H255ZM159 249V248H158ZM174 249V248H173ZM185 249V248H184ZM182 250V249H181ZM222 250V249H221ZM248 250V249H247ZM252 250V249H251ZM185 251V250H184ZM194 251V250H193ZM173 252V251H172ZM177 252V251H176ZM181 252V251H180ZM179 252V253H180ZM228 252V251H227ZM255 252V251H254ZM264 252V251H263ZM185 253V252H183ZM190 253V252H189ZM241 253V252H240ZM188 254V253H185ZM193 254V253H192ZM213 254V252H212ZM229 254V253H228ZM184 255V254H183ZM218 255V254H217ZM238 255V254H237ZM236 255V256H237ZM219 256V255H218ZM229 256V255H228ZM227 256V257H228ZM240 256V255H239ZM255 256V255H254ZM173 257V256H172ZM223 257V256H222ZM244 257V254H243ZM258 257V256H257ZM152 258V257H151ZM157 259V261H159V259L161 258L166 259L167 256L166 254L159 255L158 257H155ZM152 258V259H155ZM168 259V258H167ZM222 259V258H221ZM229 259V258H228ZM248 259V258H247ZM259 259V258H258ZM226 260V259H225ZM242 260V259H241ZM154 260L150 261L148 264H154L153 263ZM235 260H230V261H225V264H232L234 263ZM248 261V260H247ZM261 262V261H260ZM171 263V262H170ZM236 263V262H235ZM172 264V263H171ZM239 264V263H238Z\"/></svg>",
	"mask_w": 264,
	"mask_h": 264
}]
</instances>
